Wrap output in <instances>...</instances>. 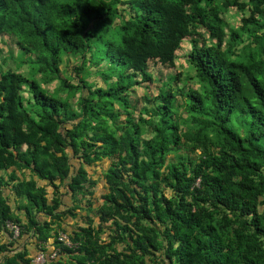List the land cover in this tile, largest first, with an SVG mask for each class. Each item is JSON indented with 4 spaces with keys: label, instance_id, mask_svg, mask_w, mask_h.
I'll return each mask as SVG.
<instances>
[{
    "label": "trees",
    "instance_id": "trees-1",
    "mask_svg": "<svg viewBox=\"0 0 264 264\" xmlns=\"http://www.w3.org/2000/svg\"><path fill=\"white\" fill-rule=\"evenodd\" d=\"M226 1L0 0V264H264V0Z\"/></svg>",
    "mask_w": 264,
    "mask_h": 264
},
{
    "label": "rangeland",
    "instance_id": "rangeland-1",
    "mask_svg": "<svg viewBox=\"0 0 264 264\" xmlns=\"http://www.w3.org/2000/svg\"><path fill=\"white\" fill-rule=\"evenodd\" d=\"M216 2L220 5V7H223L224 9H228L227 4L229 3L226 0H216ZM214 13L215 11L209 12L206 11L205 14V19L203 20V24L200 26V29L196 32L195 38L202 40L203 42H205V44L208 47L212 46V42H210V39L213 38V33L215 32L213 25H212V21L214 19ZM238 15V17H237ZM229 25H233L235 27H239L240 26V17L241 15H239L238 13V9L237 8H230L229 11L226 13L225 15ZM191 39L192 38H187L183 44H182V48L177 52V60H176V65L173 69H169L166 70L162 67H160L159 65H151L150 66V71L156 75L155 77L152 74V81H154V83H149V82H143V84L138 87L136 89V93L135 94H131V98L133 101H135L136 99H138V104L140 105H146L143 95H146L147 97H149L150 99H153L156 93V87H159L163 84V82H157L156 79H159V76L162 74V78L164 81H168L169 80V76L170 74H179V72L182 71H187L188 67L186 62L184 61V58L191 52ZM13 50L15 57H18L21 55L22 50H23V44H19L15 41V39L11 38L10 36H2L0 37V64L3 65L4 67H6V65L9 66V62H7V58L9 56V51ZM40 52L41 47H40ZM4 61L7 62V64H4ZM13 68H16L15 63H11ZM77 65V61L74 60L73 58H70V64H62L61 66V70H62V75L65 73V71H68L72 76H76V73L74 72V67ZM159 68L162 71H159ZM24 69V68H23ZM150 72V73H151ZM65 75V74H64ZM93 80V78L91 79ZM149 81V80H147ZM77 79L73 82L74 84H76ZM100 82V81H99ZM98 82V83H99ZM176 85L179 86L178 83H176ZM190 86L194 87V84L191 83ZM197 87V86H196ZM46 88L51 92L53 91V89L55 88V84L53 85H48L46 86ZM146 128V125L143 124ZM153 134H151V131L149 129L146 128V131L144 132V139H148V140H152Z\"/></svg>",
    "mask_w": 264,
    "mask_h": 264
},
{
    "label": "built area",
    "instance_id": "built-area-1",
    "mask_svg": "<svg viewBox=\"0 0 264 264\" xmlns=\"http://www.w3.org/2000/svg\"><path fill=\"white\" fill-rule=\"evenodd\" d=\"M6 226L9 229V231L14 234V237L19 236L20 228L17 225H15L12 222H7ZM58 240L67 247H70V248L74 247L72 241L68 238V236L66 234H60ZM55 257H56V253H53L51 255V258H55ZM33 263L34 264H45L46 263L45 256L43 254L37 255L36 258L34 259Z\"/></svg>",
    "mask_w": 264,
    "mask_h": 264
},
{
    "label": "crops",
    "instance_id": "crops-1",
    "mask_svg": "<svg viewBox=\"0 0 264 264\" xmlns=\"http://www.w3.org/2000/svg\"><path fill=\"white\" fill-rule=\"evenodd\" d=\"M104 186V184H103V182L102 183H100L99 185H98V187H97V195H100V192H101V189H102V187ZM64 204H65V206L67 205V206H72L73 205V202H72V199H71V197H66L65 199H64ZM63 208V207H62ZM64 209V208H63ZM40 219H42V217H40ZM43 220V219H42ZM75 220H72L71 218H67V220H66V223L68 224V228L69 229H71V227H73L74 225H76L75 224ZM22 244H26V241H25V239L22 241Z\"/></svg>",
    "mask_w": 264,
    "mask_h": 264
}]
</instances>
